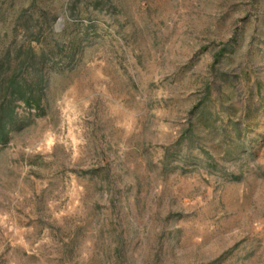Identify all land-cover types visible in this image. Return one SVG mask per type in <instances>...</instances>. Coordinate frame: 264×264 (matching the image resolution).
<instances>
[{"label": "rangeland", "instance_id": "obj_1", "mask_svg": "<svg viewBox=\"0 0 264 264\" xmlns=\"http://www.w3.org/2000/svg\"><path fill=\"white\" fill-rule=\"evenodd\" d=\"M0 65V264H264V0H0Z\"/></svg>", "mask_w": 264, "mask_h": 264}, {"label": "trees", "instance_id": "obj_2", "mask_svg": "<svg viewBox=\"0 0 264 264\" xmlns=\"http://www.w3.org/2000/svg\"><path fill=\"white\" fill-rule=\"evenodd\" d=\"M28 59L27 57L25 58ZM28 61V60H27ZM32 64L35 72L42 75L43 67L36 68ZM22 66H27L22 64ZM3 65H0V145L6 144L9 140V134L13 130L15 124L14 118V103L16 101H22L27 106H32V103L36 107H40V99L33 100L27 94L31 89L26 85L25 81H18V77L22 73L23 69H16L12 76L3 77ZM44 79L40 78L38 81V89L42 91Z\"/></svg>", "mask_w": 264, "mask_h": 264}]
</instances>
